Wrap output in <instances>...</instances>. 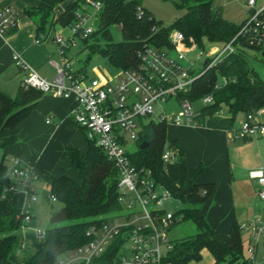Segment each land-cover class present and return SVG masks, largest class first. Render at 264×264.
I'll use <instances>...</instances> for the list:
<instances>
[{
    "label": "trees",
    "instance_id": "16d2710c",
    "mask_svg": "<svg viewBox=\"0 0 264 264\" xmlns=\"http://www.w3.org/2000/svg\"><path fill=\"white\" fill-rule=\"evenodd\" d=\"M179 1V7L185 10V14L169 28L157 22L152 14L141 6L139 0H76L66 7L64 14H72L67 23L70 28L75 14L84 4H100L95 19L96 30L87 38H83V41L86 42L96 33H100L106 40L105 46L101 48L92 44L89 46V53L104 57L118 71L136 69L139 65L137 53L144 47L169 48L168 34L172 30L180 32L186 39L191 38L197 47L202 48L203 39L220 44L229 42L241 26L223 20L218 12L211 9L212 0ZM21 15L36 22L37 41L43 36L46 28L52 27L56 22L52 7L28 8L23 10ZM115 24L121 29L122 41L119 43H112L108 33L109 27ZM152 27L156 28V32H151ZM79 35L78 33L76 36ZM241 42L244 44L239 53L229 55L215 67L205 70L187 94V99L192 103L207 95H211L213 100L211 106L201 109L196 115L197 125L201 124L204 116L213 115L218 111L219 106H225L232 120L238 113L247 116L264 109V80L249 67L247 61L248 51L258 53L243 40ZM60 50L64 55V48ZM259 60L264 64V58L259 56ZM72 74L77 79L86 77L80 71ZM221 79H224V83H221ZM218 83L221 85L215 89ZM43 96L40 91L22 85L14 97L0 90V135L5 130L17 127ZM73 125L76 126L74 123ZM166 127L164 123L155 122L143 125L138 150L128 155L132 165L137 169L149 170L155 182L185 206L173 213L175 218H179L174 225L190 221L196 228V233L190 237L178 241L171 240L172 250L167 253L163 262L189 264L199 261L201 251L206 250L212 258V264H251L249 259L243 256L242 231L238 224H233L228 235L223 236L200 215L201 207L212 194L214 186L195 182L202 166L193 172L190 180H186L183 155L176 143L171 150L176 155L175 164L179 168L181 179L174 183L167 176L165 163L162 161V155L165 149H168L165 139ZM81 132L85 138L84 132ZM85 141L87 150L84 156L76 149H65L62 155L64 162L77 173L78 182L67 176L50 180L48 192H43V195L53 197L60 204V208L50 214V226L44 230V236L40 240L32 234L25 236L27 244L22 252L19 248L23 237L19 229L23 225V215L16 209L18 195L7 194L5 199H11L14 204L8 213L0 218V264H52L60 256L86 244L87 230L97 224L101 217L119 211L117 172L100 149L86 138ZM10 142L11 140L0 139V146ZM142 143L147 146L140 150ZM8 184V180L0 183V195ZM65 222L72 223L60 225ZM33 225L34 217L30 223V226ZM17 253L22 254V257L19 258ZM106 257L108 255H102L92 264H103L107 261Z\"/></svg>",
    "mask_w": 264,
    "mask_h": 264
},
{
    "label": "built area",
    "instance_id": "2783aa9c",
    "mask_svg": "<svg viewBox=\"0 0 264 264\" xmlns=\"http://www.w3.org/2000/svg\"><path fill=\"white\" fill-rule=\"evenodd\" d=\"M86 5L94 8L93 18L96 19L100 4L88 2ZM246 7L252 14L247 15L236 35L224 43L221 49H213L206 54L205 66L203 63L197 68L201 54L193 62L186 59L190 50L197 47L196 44L176 30L168 34L169 48L144 47L137 53L138 67L120 71L115 83L94 79L87 84L84 81L86 77H74L70 65L64 60L60 66H56L55 80L47 83L17 56H13L15 67L27 73L21 82L23 87L53 97L73 96L72 122L84 132L88 141L105 154L118 176L117 192L121 214L101 217L97 224L87 230L86 244L60 256L52 264H92L105 254L108 257L103 264H166L163 260L172 250V243L167 235L179 218L165 211L163 204L173 198L155 182L149 170L137 169L131 164L125 145L129 140L138 145L143 125L150 122L174 127L198 126L195 121L198 112H195L193 103L187 99L196 79L225 57L239 53L243 49L242 40L255 48L258 54L264 53V6L256 9V0H248ZM19 15L13 8L0 9L1 37L16 29ZM90 18L86 13L77 12L70 26L72 34H82L83 38L91 35L93 30L86 27ZM151 32H156V28L152 27ZM57 43L59 49H65L61 39H57ZM60 55H63L62 50ZM222 82L224 83V79H221ZM220 85L218 83L215 89ZM200 101L203 108L213 104L211 95L202 97ZM169 102L175 103L177 111L167 117L162 106ZM261 112L245 116L234 138L243 140L264 136V124L257 119ZM220 113L222 111L214 112ZM48 122L47 120L46 123ZM171 160V152L165 149L162 161L166 163ZM9 175V184L0 198L5 199L7 194L12 193L21 194L24 200H33L36 175L32 169L22 165L18 159H12ZM249 178L256 184L258 199L264 202V170L250 172ZM46 199L55 201L53 197ZM30 211L29 205H23L20 211L23 222L29 226L32 221ZM121 219L124 221L120 222ZM25 224L19 229L23 237L19 248L21 252L26 248L27 234L40 240L45 233L39 230L29 233ZM240 230L250 231V238L256 241L254 245L249 244L247 249L250 254L248 259L253 264L258 242L261 241L264 245V225L255 219L240 225ZM125 244H129L127 251L124 249Z\"/></svg>",
    "mask_w": 264,
    "mask_h": 264
},
{
    "label": "crops",
    "instance_id": "0c3cea01",
    "mask_svg": "<svg viewBox=\"0 0 264 264\" xmlns=\"http://www.w3.org/2000/svg\"><path fill=\"white\" fill-rule=\"evenodd\" d=\"M72 2L74 0H8L0 6V9L13 8L20 14L16 29L5 37L0 36L2 92L14 97L24 76L27 75L15 67L14 55L40 79L47 83L55 80L56 66H60L64 60L57 43V39L61 38L60 30L55 28L56 22L52 27L46 28L43 36L37 41L36 22L21 13L28 8L52 7L56 21ZM71 18L72 16L69 21ZM73 108V96L62 98L44 95L17 127L3 131L0 139L11 140L9 144L1 146L0 162L7 163V172L10 170L11 160L18 159L22 165L33 170L36 175L34 182L42 181L47 187L51 179L61 176L78 182L77 173L62 158L65 149H76L82 156L87 150L81 130L72 123ZM261 111L257 119L264 124V110ZM223 114L224 112L206 115L198 126L172 127L178 132L179 140L175 143L183 155L186 180H190L193 172L202 166L195 182L214 186L212 194L201 207L200 215L218 233L227 236L233 224H244L237 201L243 197L246 175L249 178V173L254 170L251 167L242 169L235 163L236 155L243 146L235 145L237 139L234 138L236 131L232 128L233 121L223 117ZM170 152L172 160L165 163L164 170L169 179L176 183L181 179V174L174 163L177 160L176 155L172 150ZM9 209L10 207L5 206L0 212V218L5 216Z\"/></svg>",
    "mask_w": 264,
    "mask_h": 264
},
{
    "label": "rangeland",
    "instance_id": "374dc122",
    "mask_svg": "<svg viewBox=\"0 0 264 264\" xmlns=\"http://www.w3.org/2000/svg\"><path fill=\"white\" fill-rule=\"evenodd\" d=\"M7 1L8 0H0V6L4 5ZM247 1L248 0H212L211 9L218 12L223 20L232 23L235 26H240L247 19L249 11L246 7ZM74 2H76V0H74ZM139 2L141 6L149 11L154 19L157 22H160L165 28H169L185 14V10L182 7H179V0H139ZM261 6H264V0H256V9ZM78 13H86L91 16L86 27L92 29L94 32L96 30V21L93 18L95 13L94 8L91 5L84 4L82 9L78 10ZM70 16H72L70 13H63L58 16L55 26V28L60 30L59 37L65 44V49L63 51L64 60L68 62V64L72 67V70H75V72L80 71L85 74L86 78L84 81L87 84L94 79L115 83L120 75V71L113 68L104 57L89 53V46L92 44L103 48L106 43L105 38L100 33H96L92 38H89L86 42H84L82 34L75 36L72 34L71 29L66 26V22L69 21ZM108 33L112 43H119L122 41L121 29L119 25H111L108 29ZM202 43V48H192L186 56L187 60L193 62L199 54L202 55V58L198 65H196V68L200 67L205 61H207V58L205 57L206 54L213 49H221L223 45L217 42H210L206 39H203ZM259 56L261 55L248 51L247 61L249 67L257 73L261 80H264V64L260 62ZM162 107L165 110L167 117L169 114L177 111L174 102L164 104ZM193 108L195 112H199L203 108L200 99L193 102ZM217 110L224 112L223 117H228L232 120V117L227 113L225 106H219ZM244 116L245 115L242 113H238L235 116L232 120L233 130L237 131L240 128ZM173 127H166L167 130L165 139L166 147L169 151L171 150L173 144L179 140V137L177 136L178 132ZM234 143L235 145H239L241 147L243 146L239 154L237 153L236 155L235 163L237 166L242 169L251 167L252 170H264V136H255L248 138L247 140H235ZM125 150L129 154L135 153L138 150V145L129 140L125 145ZM1 155L2 147L0 146V158ZM243 172L244 174L246 173L245 171ZM7 179H10V175L9 172H7V163L3 162L0 164V183H4ZM33 188L35 193L33 200H24V197L21 194H18V201L16 204V209L18 211H21L23 205L30 206V214L34 217V225L29 226V224H25L23 222V224L27 226V232L29 233L37 230H46L50 226V214L52 212H56L60 208L59 203L56 201H50L43 195V192H48V187L44 184V182H34ZM237 203L240 206L239 211L242 216L241 221H244V224H248L251 220L254 221L255 219H258L261 221V224L264 225V202H261L258 199L255 182L249 180L247 175L245 182L243 183V197L240 201H237ZM13 204L14 203L11 199L0 198V212H2L5 206L10 208L13 207ZM184 207L185 206L183 204L175 199H169L163 204V209L170 213H175ZM117 214L121 213L119 211L111 213V215ZM123 221L124 219L120 220V222ZM72 222L60 223V225H66ZM20 232L21 230H19V233ZM195 233L196 228L190 221H182L174 225L168 232L167 236L170 240L178 241L190 237ZM242 240L243 256L244 258H249L250 254L247 251L248 245H254L256 241L250 238V231L242 232ZM128 245L129 244L124 245L125 251H127ZM17 254L19 255V258L22 257V254ZM200 256L201 258L199 261H193L189 264H212V258L206 250H202ZM262 256H264V245H262V242L260 241L257 245L256 256L253 264H264V258H262Z\"/></svg>",
    "mask_w": 264,
    "mask_h": 264
},
{
    "label": "water",
    "instance_id": "95a60500",
    "mask_svg": "<svg viewBox=\"0 0 264 264\" xmlns=\"http://www.w3.org/2000/svg\"><path fill=\"white\" fill-rule=\"evenodd\" d=\"M252 14V11H248V15H251ZM261 57L264 58V53H261ZM205 66V63L203 64ZM147 145L145 143H142L140 145V150H143Z\"/></svg>",
    "mask_w": 264,
    "mask_h": 264
}]
</instances>
